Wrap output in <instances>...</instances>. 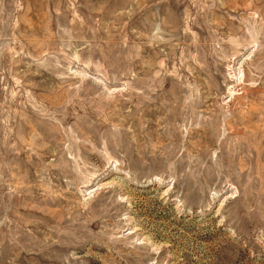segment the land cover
I'll return each mask as SVG.
<instances>
[{
    "label": "rangeland",
    "instance_id": "obj_1",
    "mask_svg": "<svg viewBox=\"0 0 264 264\" xmlns=\"http://www.w3.org/2000/svg\"><path fill=\"white\" fill-rule=\"evenodd\" d=\"M0 264H264V0H0Z\"/></svg>",
    "mask_w": 264,
    "mask_h": 264
}]
</instances>
